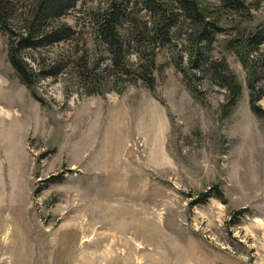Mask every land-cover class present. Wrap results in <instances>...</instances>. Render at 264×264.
Returning <instances> with one entry per match:
<instances>
[{
	"label": "rangeland",
	"instance_id": "374dc122",
	"mask_svg": "<svg viewBox=\"0 0 264 264\" xmlns=\"http://www.w3.org/2000/svg\"><path fill=\"white\" fill-rule=\"evenodd\" d=\"M113 1H80L61 18L70 37L25 48L43 102L0 29V264H264V116L250 103L253 91L264 109V41L252 71L232 49L264 28V0L218 9L198 68L185 37L157 44L152 87L120 79L95 36L93 13ZM126 53L142 71L136 47Z\"/></svg>",
	"mask_w": 264,
	"mask_h": 264
},
{
	"label": "trees",
	"instance_id": "16d2710c",
	"mask_svg": "<svg viewBox=\"0 0 264 264\" xmlns=\"http://www.w3.org/2000/svg\"><path fill=\"white\" fill-rule=\"evenodd\" d=\"M80 1L83 0H0V29L8 36L9 60L33 95L41 102L43 99L36 87L38 78L35 67L24 56V50L28 47H43L70 37L74 29L62 22L61 18ZM18 2L21 5L19 8L16 6ZM140 3L143 9L153 15L152 25L144 19L136 20L138 17L128 11V0H115L109 7L94 12L93 24L96 38L107 46L115 74L120 76V79L136 78L139 75L151 87L156 67L157 44L169 43L173 36L185 37L189 44V59H192L194 67L198 68L203 63L206 47L212 44L221 30V25L215 17L218 9L247 12L244 0H136L133 4ZM128 22L131 23L130 29L125 28ZM263 41L264 28L259 27L254 31L242 32V35L232 42V49L237 51L241 61L250 71L251 52L259 48ZM129 46L136 47L142 71L137 72L132 68L126 53ZM176 65L187 72L182 63L177 62ZM91 71L84 74L89 76L87 81L96 79L98 92L100 78H95L92 74V79L91 74L89 75ZM215 74L222 85L231 87L232 97H237L240 86L236 84V79L224 70L220 73L216 71ZM250 87L255 88L253 80L250 81ZM93 92L95 91H89ZM251 95L252 110L259 116H264V109L259 105L258 97L253 91Z\"/></svg>",
	"mask_w": 264,
	"mask_h": 264
},
{
	"label": "bare ground",
	"instance_id": "6f19581e",
	"mask_svg": "<svg viewBox=\"0 0 264 264\" xmlns=\"http://www.w3.org/2000/svg\"><path fill=\"white\" fill-rule=\"evenodd\" d=\"M4 85V84H3ZM1 86V85H0ZM3 88V87H2ZM1 88V89H2ZM5 89V88H4ZM3 109H5L4 107H2V106H0V116L1 115H3V114H5L6 112H8V111H4ZM14 116V115H13ZM110 214V213H109ZM112 215V214H111ZM110 215V216H111ZM105 219V218H104ZM108 220V219H107ZM105 223V222H104ZM111 223V222H110ZM117 225V224H116ZM116 225H114L113 223H111V226H116ZM120 226H122V225H120Z\"/></svg>",
	"mask_w": 264,
	"mask_h": 264
}]
</instances>
